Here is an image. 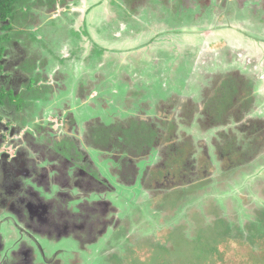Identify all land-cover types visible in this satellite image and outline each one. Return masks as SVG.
Masks as SVG:
<instances>
[{
    "label": "flooded vegetation",
    "instance_id": "af4514ba",
    "mask_svg": "<svg viewBox=\"0 0 264 264\" xmlns=\"http://www.w3.org/2000/svg\"><path fill=\"white\" fill-rule=\"evenodd\" d=\"M34 139L97 187L76 172L43 184L35 165L24 177L25 152L42 154ZM262 161L264 0H17L0 18V230L16 233L9 244L0 235V264H22L16 240L37 264H95L111 226L58 235L41 213L52 224L90 206L92 222L110 211L129 227L146 213L135 198L153 210L157 196L232 197ZM11 168L20 174L4 187Z\"/></svg>",
    "mask_w": 264,
    "mask_h": 264
},
{
    "label": "rangeland",
    "instance_id": "374dc122",
    "mask_svg": "<svg viewBox=\"0 0 264 264\" xmlns=\"http://www.w3.org/2000/svg\"><path fill=\"white\" fill-rule=\"evenodd\" d=\"M87 5L84 3V5L82 6V10L85 13V11L87 10ZM93 16H94V12L91 13V15L87 18H85V22H87L86 24H90L93 21ZM83 19V18H82ZM81 19H79V21L76 22V26L80 27L81 25ZM236 27H238V24H235ZM77 27V28H78ZM95 28V25L91 26V29L93 30ZM237 30V29H236ZM234 32H230L227 35V42L226 43H230L233 44L231 42V35ZM236 33V31H235ZM88 44V43H87ZM90 45V44H88ZM254 49H248L247 50V54L249 55L250 53H253ZM246 54V56H247ZM248 57V56H247ZM246 58V57H245ZM53 119V118H51ZM55 125H57L55 123ZM22 137V136H21ZM32 152H36L34 150V147L32 149ZM42 153L47 152L49 155V158H45L47 160H49L50 158L52 159H58L61 160L62 157H60V155L51 153L50 154V150H45L42 149L41 150ZM25 156V155H24ZM35 159H38L39 161H43L42 158V154H40L37 157H34ZM58 165H53V166H47V170L45 175L43 174L42 176L40 175V181L43 182V184L47 182L51 183L53 181L52 180V176H48V174L50 173V171L52 169H54L55 167H57ZM261 168H264V161L261 162ZM260 168V169H261ZM259 169V170H260ZM43 170H41L42 172ZM263 171L259 172V179H258V175L256 176L255 180L252 181H248L249 185L248 187H243V186H238L237 187V194H233L232 197H221V198H216V195H211V196H206V194H203L202 192H194V196L193 199H196L194 201H192V199H189V202L187 200V202H183V200L179 197H183L185 195H183L182 193H177L174 196L171 197H166V198H158L159 196H157L155 199H153V213L149 214L148 218L150 220L149 225H152V230L150 231V234H154L155 237L157 238H153V240L151 239L150 241H147L146 244H144V246H140L144 241H141V243H139L140 245L138 246H133L130 247V249L135 250L136 252V256L139 255L138 257H140L139 259L141 260L142 258H146L149 254L150 256L148 257L149 260L148 262L152 259V263L155 262L156 260L154 259V257H156V254H159L160 256V263L165 262V260L170 259L172 261V259L175 260V264H221L224 263V260H220L217 262L218 259L223 258L224 254L227 253L229 255V259L232 263L234 264H264V245L262 242L259 243V240L255 239L254 242H257L258 245L255 248V250H252L249 246H245L243 245V241L241 242L238 239L235 240H223V239H219V238H214L210 232H206L205 228H209L210 224L212 222H214L213 219H215L216 217L219 219H221V215L222 213L225 212H231L232 215L229 216L230 218H225L224 220H228V222H232L231 224L234 225L233 223L236 222V220L241 219V220H246L248 221V216L250 211L248 210L247 206L250 207L251 210H253L254 208H252L249 203H259L257 205L263 206L264 207V198L258 194V196H253L251 199L247 198V194H253L252 192H250V190L252 189V187L256 186V183L258 182V180H263L264 178V172ZM258 173V172H257ZM54 179V178H53ZM62 180L65 181L66 179H63L61 177L57 178V181ZM51 181V182H50ZM112 182V184L114 186H116V183H114L113 180H110ZM48 183V184H49ZM80 187H85L87 189H89V185L88 182L86 183H80ZM260 184V183H259ZM224 189H229V188H224ZM245 189V191H244ZM248 190V192H247ZM228 191V190H227ZM226 190H222L221 194H224L225 192H227ZM89 192V191H87ZM87 192H83V194H86ZM124 192V191H122ZM126 192V191H125ZM128 192L125 193V197L128 199L129 198V194H127ZM187 195V193H186ZM177 197V198H175ZM190 198V197H188ZM227 199V206L224 205L226 203ZM238 199H242V202L245 206L244 210L240 209V204L238 203ZM252 201V202H250ZM255 201V202H254ZM135 203H137V205L139 203L140 204V208L137 210L136 214L138 213V215L140 216V214L142 215L144 213V210L147 212V209L150 207L148 203H142V199H139V197L134 200ZM185 204L188 205L187 209H184L182 211H180V207L184 206ZM146 205V206H145ZM87 207V206H86ZM90 207V206H89ZM229 208V210L227 209ZM82 210H80L79 212H74L71 213L70 215H67L66 217H62L61 219V223L62 226L66 225V224H76L79 222H83L84 218L86 216L85 212H84V208H81ZM136 210V209H135ZM101 211V210H100ZM174 213H181L180 215L183 214V218L181 219V221L184 224H188L189 226H191V229H187L185 236H176L175 235V231L172 230V233L164 230L165 229V222H168L167 219H169L170 216H174ZM110 211H107L106 214V221L110 222L112 219V216L110 215ZM115 215H118V212L115 213ZM92 216V215H91ZM111 216V217H110ZM212 216H214L215 218H213L210 222L209 218H211ZM40 218L42 220V224L50 226V220L48 218V214L42 212L40 215ZM247 218V219H246ZM251 220V219H249ZM123 220L120 219L118 222V225L122 222ZM216 221V219H215ZM245 222V221H242ZM250 225V224H249ZM192 227H195V229H192ZM162 228V229H161ZM185 229V230H186ZM52 230V229H51ZM212 231H216L217 229H211ZM129 237H133V233L132 230H129ZM0 235L5 239V241L9 244L11 241V239H13V237H11V233L12 234H16L12 229H8L6 226L4 229L1 228L0 230ZM217 233V231H216ZM84 231L81 230L79 231L78 235L79 237L83 236ZM183 234V233H182ZM86 235V234H85ZM113 235V233H112ZM230 236V235H229ZM230 237H236L235 235H231ZM2 238V239H3ZM158 238H160V240L167 244V246L163 247L160 251V247H158L157 245H161L159 242L157 244V240ZM177 238V242L178 244V249H177V244L175 243V239ZM93 239V238H92ZM132 239V238H131ZM196 239H200L201 242H199L200 240H197L196 242L194 240ZM14 240V239H13ZM17 241V240H16ZM15 241L16 244V252L19 255V259L21 260L22 264H37L36 262V258L34 259V254L33 251L31 249V245L28 242H24L23 240L20 241L18 240L17 242ZM102 245H104L105 240H101ZM231 241V242H230ZM156 242V243H155ZM175 243V244H174ZM18 244V245H17ZM164 244V245H165ZM9 246V245H7ZM163 246V245H162ZM169 249L171 250V252L169 251ZM262 250V251H261ZM169 251V252H168ZM261 251V252H260ZM257 252V254H255ZM260 253V254H258ZM29 254V255H28ZM105 255V254H104ZM104 255H97L95 256V258H98L96 264H108L110 261L112 264H115L114 260L117 258V255L115 253L110 254L109 256V260L107 262V260L104 259ZM130 259L124 263L122 262V264H129ZM217 262V263H216ZM241 262V263H240ZM154 264V263H153Z\"/></svg>",
    "mask_w": 264,
    "mask_h": 264
},
{
    "label": "trees",
    "instance_id": "16d2710c",
    "mask_svg": "<svg viewBox=\"0 0 264 264\" xmlns=\"http://www.w3.org/2000/svg\"><path fill=\"white\" fill-rule=\"evenodd\" d=\"M16 2H17V0H0V18L2 20H6V19L8 20V19L13 18ZM34 145H35L34 150L36 152H38V150L41 152L42 149L50 150V147H48V145H45L41 140H38V139H34ZM45 154L47 155V152H45ZM29 157H30V155H29ZM42 157H43V161H39L38 163L33 162L34 160H31V161L29 160L30 163L32 162V164L30 165V169L34 168L32 165H35L38 168H42V170H43L42 172H44V174H45L46 170H47V166L58 165L53 170H51V173L52 174L55 173V175H57L63 179H66L65 181H71L73 179V177H72L73 173H75V172L77 174L76 176H78V177H80L79 176L80 172H85L82 169H80L79 167H77L74 164H72L71 162H69L65 158H62L61 160H58V159L54 160V159L50 158L49 160H47L45 158H49V157L43 156V153H42ZM86 174H88V173H86ZM258 179H259V177H258ZM94 181H95L96 185H98L97 181L96 180H94ZM263 182H264V178H263V180H258V182L256 183V186L252 187V189L250 190V192H252L253 194L251 195L248 193L247 198L251 199L253 196H256L258 194H260L264 198V183ZM91 191H93V190H89V192H91ZM244 191H245V189H244ZM247 192H248V190H247ZM183 198H187V197H183ZM183 198L181 197L183 202H187V200L189 202L190 198H187V199H183ZM250 202H252V201H250ZM238 203L241 205L240 209L244 210L245 206L242 202V199H238ZM259 203H256V204L249 203V205L252 208H254L253 210H251L250 207L247 206L248 210L250 211L249 216L247 217L248 221L241 220L238 218V220H236V222L233 223L234 225H232L231 224L232 222H228L227 219L224 220L227 217L230 218L229 216H231L232 213L224 211L221 215V219H219V217L215 218L214 216L209 218L210 222H212L213 220H214V222H212L210 224L209 228H207V229L205 228V231L206 232L211 231L212 236L216 239L219 238V239H223L225 241H226V239L227 240L238 239L241 242L243 241V245L249 246L252 250H255V248L258 245L257 242H254L255 239L259 240V243L262 242L264 245V207L257 205ZM224 205L227 206V203H225ZM187 207H188L187 204H185L184 206H181L180 211L187 209ZM87 208L91 209V207H87ZM227 209L229 210V208H227ZM153 212H155V211H153L151 208H149L147 210V212L145 213L142 221H139L138 223H136L134 221H130L132 223H131V225H129V227L123 226V227L119 228V225H118L119 221L117 222V219H115V221H113V222L111 220V223H113L112 225H110V223L108 224V222L102 223L107 228L109 226V229L111 226V229L113 231L112 232L113 235L112 234H111L112 236L110 235L111 239H108L107 241H105L104 245L101 248V250L103 249L102 252H104V254H105V255L103 254L104 255L103 257L105 260H107V262L109 260L110 254L112 252V253H115L117 255V258L114 260L115 264H122V262L126 263L129 259H130L129 264H153V263L154 264H175L174 259H172V261L170 259H168V260H165V262L160 263L159 262L160 261L159 260L160 259L159 254L155 255L156 257H154V259L156 261L153 263H152L153 258L148 262V260H149L148 257L150 256V254L146 258H142L140 260L139 259L140 257H138L139 255L136 256L137 251L135 252V250H134V252H133V250L130 249V247H133V246L135 247V246L140 245L139 243H141V241H144V242L140 246H142V245L144 246V244H146L147 241H150L151 239L153 240V238H157V237H155L154 234L149 235L150 231L152 230V225H149L150 220H149L148 216H149V214H151ZM100 213H102V211ZM100 213H99V217L102 219L103 217L100 216ZM180 214L181 213H179V214L174 213V216H170L169 219H167L168 222H165V225H164L165 229L164 230H166L170 233H172V230H173V231H175L176 236L184 235V237H186L185 233H186L187 229H191V226H189L187 223L184 224L181 221V219L183 218V214L182 215H180ZM67 215H69V214H67ZM213 218H215L216 221ZM249 219H251V220H249ZM242 221H245V222H242ZM91 223L95 224V222H89L88 223L89 228L91 227ZM192 229H195V227H192ZM211 229H217L216 230L217 233H216V231H212ZM129 230H132L133 237L128 236V234L130 232ZM229 235L230 236L235 235L236 237L235 238L230 237ZM197 240H200V239H196L194 241L196 242ZM175 241H176L175 243L177 244V249H178L179 243L177 242L178 241L177 238L175 239ZM156 242H157V244H158V242L161 244V245H157L158 247H160L159 251L163 247L167 246V244L163 243L160 240V238H158V240ZM199 242H201V240ZM169 251L171 252L170 249H169ZM255 254H257V252ZM258 254H260V253H258ZM220 260L225 261L224 263H221V264H234L230 261L229 255L227 253L224 254L223 258L218 259L217 262ZM96 262H95V264H96ZM108 264H112L111 261Z\"/></svg>",
    "mask_w": 264,
    "mask_h": 264
},
{
    "label": "water",
    "instance_id": "95a60500",
    "mask_svg": "<svg viewBox=\"0 0 264 264\" xmlns=\"http://www.w3.org/2000/svg\"><path fill=\"white\" fill-rule=\"evenodd\" d=\"M49 151V150H48ZM48 154V153H47ZM50 154H51V152H50ZM25 156H24V159H25V161L23 162V165L25 166V168L26 169H24V171H26V175H24V177L26 176V177H31V176H33V172L35 171V169L34 168H32V169H28V167L32 164V162L30 163L29 162V159H28V157H29V155H28V153L27 152H25V154H24ZM54 155H55V153H54ZM43 156H45V157H49V155H46L45 153H43ZM35 157H37V156H35ZM51 157H52V154H51ZM23 159V158H22ZM54 160H57V159H54ZM33 162H35V163H38V160L36 159V160H34ZM11 167H13V168H17V166L16 165H11ZM5 173V179H4V187H5V185L7 186L8 184H11L12 182H14V178H16V177H18L19 176V172H16V171H12V168L10 169V171H8V172H4ZM44 174V172H40V174L36 177V178H34V180L35 181H38V180H40V175L42 176ZM79 176H80V178L81 179H84V181H83V183H86V181L85 180H88L89 182H88V185L90 186V187H97V185H96V183H95V181H94V179L93 178H90V177H88V176H86L85 175V173L84 172H80L79 173ZM56 177H59V176H57L56 175ZM55 178V177H54ZM68 183H74V181H67ZM2 186V187H3ZM8 188H10V185H9V187ZM11 190H12V188H11ZM5 192V189L2 191V192H0V206L1 207H4V204H7L8 203V198L3 194ZM2 198V199H1ZM7 198V199H6ZM84 212H85V214H86V216H85V218H84V221L83 222H79V223H76V224H66V225H63L62 226V223H61V219H58V221L59 222H55V223H52V224H50V231H52V232H56V233H53V234H58V235H62L61 233H63V232H65V231H69V233H74V232H77L78 231V233H79V231H81V230H83L84 231V234H87V235H89L90 236V238L92 239L93 237H95V236H97L95 233L97 232L98 233V237L101 235V233L102 232H104V229H103V227L104 228H107L106 226H104L102 223H107V221H106V214H107V211H102V213H100V216L101 217H104L105 216V221H103V219H101L100 217H99V222H95V223H97L98 224V227H85V225L86 224H88L89 222H92L93 221V219H91V215H93L92 214V212H91V210H89L88 208H85L84 209ZM70 215V214H69ZM90 221H89V220ZM85 224V225H84ZM103 225V226H102ZM52 229V230H51ZM51 232V233H52ZM79 236V235H78ZM102 236V235H101ZM80 238V237H79ZM84 239V238H83Z\"/></svg>",
    "mask_w": 264,
    "mask_h": 264
}]
</instances>
